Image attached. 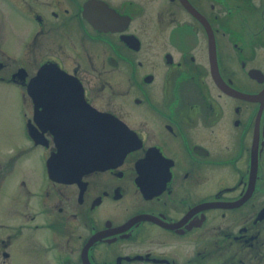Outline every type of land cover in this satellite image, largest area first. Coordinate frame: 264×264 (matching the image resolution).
Wrapping results in <instances>:
<instances>
[{
    "label": "flooded vegetation",
    "instance_id": "flooded-vegetation-1",
    "mask_svg": "<svg viewBox=\"0 0 264 264\" xmlns=\"http://www.w3.org/2000/svg\"><path fill=\"white\" fill-rule=\"evenodd\" d=\"M1 1L0 264H264V0Z\"/></svg>",
    "mask_w": 264,
    "mask_h": 264
},
{
    "label": "rangeland",
    "instance_id": "rangeland-1",
    "mask_svg": "<svg viewBox=\"0 0 264 264\" xmlns=\"http://www.w3.org/2000/svg\"><path fill=\"white\" fill-rule=\"evenodd\" d=\"M6 15H7V11H6V6L4 5V3L0 0V38H4L7 34H6ZM15 121V117L13 118H9L7 120V124H11L14 123Z\"/></svg>",
    "mask_w": 264,
    "mask_h": 264
}]
</instances>
